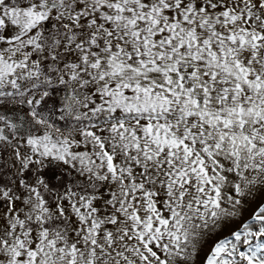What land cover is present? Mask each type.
Returning a JSON list of instances; mask_svg holds the SVG:
<instances>
[{
    "label": "rangeland",
    "instance_id": "374dc122",
    "mask_svg": "<svg viewBox=\"0 0 264 264\" xmlns=\"http://www.w3.org/2000/svg\"><path fill=\"white\" fill-rule=\"evenodd\" d=\"M237 31L262 58L264 0H0V264H264V68Z\"/></svg>",
    "mask_w": 264,
    "mask_h": 264
},
{
    "label": "trees",
    "instance_id": "16d2710c",
    "mask_svg": "<svg viewBox=\"0 0 264 264\" xmlns=\"http://www.w3.org/2000/svg\"><path fill=\"white\" fill-rule=\"evenodd\" d=\"M45 23L49 24V21ZM44 23V24H45ZM68 87L65 84H58L50 87L48 90L47 101L50 102L53 107V113L50 116V119L56 122L59 125H66L70 122V120L65 116H59V112L63 108L65 95L67 93ZM56 111L57 114H55ZM5 150H3L4 154ZM0 166H3L2 162H0ZM30 166V164H29ZM29 170V167L26 170ZM40 173L47 182L49 186L52 188H61L66 186L70 181H74V177L68 175L66 171H64L61 167L56 164L48 163L42 169H40ZM3 205V201L0 200V207Z\"/></svg>",
    "mask_w": 264,
    "mask_h": 264
},
{
    "label": "bare ground",
    "instance_id": "6f19581e",
    "mask_svg": "<svg viewBox=\"0 0 264 264\" xmlns=\"http://www.w3.org/2000/svg\"><path fill=\"white\" fill-rule=\"evenodd\" d=\"M210 17V16H209ZM218 18V17H217ZM219 19V18H218ZM234 29H236V28H234ZM234 31V30H233ZM237 32H239V35L241 34L240 33V31H237ZM230 33H232V32H230ZM235 33V32H234ZM239 35H235V37L237 38ZM245 36H239V38H240V42L241 43H244L245 41H246V39H247V43L250 45V49H251V53H250V58H251V60H252V62L251 63H249L250 64V66H251V68L255 71V72H258V71H260V68H258L259 66H261V61H262V65H263V67L262 68H264V56H263V54L261 53V56H262V58H260L259 56H258V52H261V48H263V45L261 44V43H258V44H254V46L257 48L256 50V52L253 50V48H252V46L251 45H253V41L251 40V41H249L250 39L249 38H247L248 37V35L247 34H244ZM238 38V39H239ZM257 45H259V46H257ZM259 57V58H258ZM247 58H248V56H247ZM28 58H25L24 59V62L25 63H27L28 64V60H27ZM254 63H256V65L254 64ZM26 64V65H27ZM220 250H221V248H218V249H216V253L218 254L219 252H220Z\"/></svg>",
    "mask_w": 264,
    "mask_h": 264
}]
</instances>
